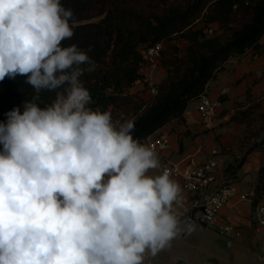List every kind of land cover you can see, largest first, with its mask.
<instances>
[{
	"label": "clouds",
	"instance_id": "1",
	"mask_svg": "<svg viewBox=\"0 0 264 264\" xmlns=\"http://www.w3.org/2000/svg\"><path fill=\"white\" fill-rule=\"evenodd\" d=\"M73 17L61 0H0V81L35 92L0 122V264H145L194 227L179 184L149 175L159 159L134 121L89 107L91 49L62 46Z\"/></svg>",
	"mask_w": 264,
	"mask_h": 264
},
{
	"label": "trees",
	"instance_id": "2",
	"mask_svg": "<svg viewBox=\"0 0 264 264\" xmlns=\"http://www.w3.org/2000/svg\"><path fill=\"white\" fill-rule=\"evenodd\" d=\"M129 1L61 0L66 9L73 10L75 21L74 36L62 41V46L91 49L88 55L97 66L95 71L85 70L81 80L90 91V108L107 111L109 105L123 99L127 88L144 79L140 72L145 62L142 45L156 48L176 36L188 41L184 56L174 63L175 69L156 85L150 101L135 109L132 135L141 144L173 120H183L189 104L199 98L231 57L248 50L260 52L264 0H187L180 5H166L161 0L152 2L151 13L135 9ZM213 24H218V29H213ZM81 67L87 69L88 65ZM25 80L17 76L0 81V122L6 121L5 114L14 107L23 111V103L35 95ZM40 97L38 103L44 107L55 93L42 91ZM263 174L264 168L260 171ZM262 189L256 187L254 203L259 202Z\"/></svg>",
	"mask_w": 264,
	"mask_h": 264
},
{
	"label": "crops",
	"instance_id": "3",
	"mask_svg": "<svg viewBox=\"0 0 264 264\" xmlns=\"http://www.w3.org/2000/svg\"><path fill=\"white\" fill-rule=\"evenodd\" d=\"M212 28L217 29L218 24H213ZM166 76L155 82H149V86L156 87ZM142 81L147 82L148 79L139 80V83ZM207 87L210 98L222 102L215 117L212 121L204 122L197 110L198 101L196 99L187 107L183 120H173L155 132L153 135L164 134L168 136L172 149L156 153L160 167L150 170L149 175L162 174L161 165L167 160L181 161V165L185 167L190 161L193 165L199 164L209 159L213 151H218L216 158L219 161L220 178L229 179L231 177L230 179L239 183L241 192L254 194L260 171L264 167V139L257 140L261 145L252 150L248 149V143H242L247 125L245 122H236L234 119L240 111H247L246 114L254 111L252 116H264V45H261L258 53H255L254 50H248L244 54L231 57L224 64L223 70L208 83ZM148 95H146V99L149 102L153 95ZM146 103L140 106L144 107ZM135 112L136 110L130 116L119 112L114 113L112 119L114 122L124 123L127 120H133ZM141 144L145 145V142L143 141ZM247 151L249 152L247 153ZM242 156L244 159L241 160ZM241 162L242 164L237 167ZM232 165L236 166L234 175L229 174V167ZM259 201L264 203V197ZM250 213L253 214L251 204L237 200H233L223 209V214L240 228L241 233L245 227L249 228L248 215ZM257 234L258 240L256 241L260 242L264 248V235ZM240 237L224 238L217 232L213 240L215 251L224 255L236 256L243 247L239 241H235ZM238 246H240L239 249H237ZM194 248L197 252L209 255L199 247ZM174 253L175 251L170 252L165 248L160 252L158 260L154 257V264L168 263L169 258ZM163 258L166 260L162 261ZM178 260H175L176 264H178ZM201 264L217 263L211 258H203Z\"/></svg>",
	"mask_w": 264,
	"mask_h": 264
},
{
	"label": "rangeland",
	"instance_id": "4",
	"mask_svg": "<svg viewBox=\"0 0 264 264\" xmlns=\"http://www.w3.org/2000/svg\"><path fill=\"white\" fill-rule=\"evenodd\" d=\"M161 0H130L129 3L132 7L138 10H143L146 13H151L152 2H160ZM166 5H180L184 4L187 0H164ZM202 26V24H201ZM218 29V28H217ZM216 30V29H215ZM218 34L221 33L217 30ZM211 32V31H210ZM189 43L180 36H176L171 40L165 41L158 45L152 54L148 53L146 45H142L140 50L142 51L145 62L142 64L141 72L144 75V79H148L147 82L137 81L133 86L127 88L122 94V98L118 103L108 106L107 111H110L112 116L114 113L124 114L130 116L134 114L137 106L145 104L147 101L146 95L150 96L149 82H155L160 80L163 76L168 75V72L175 69V61L181 59L184 56L185 51ZM107 61H110L109 59ZM101 67V66H100ZM98 67L97 69H99ZM88 72V71H87ZM84 82V80H82ZM153 95V94H152ZM90 107V105H89ZM93 109V108H92ZM94 110V109H93ZM247 111H240L237 117L234 119L236 122H245L247 130L243 139L244 144L248 143V149H254L256 146L261 145L257 140L264 139V116L255 117ZM254 140V142H252ZM247 149V150H248ZM249 151H247L248 153ZM244 157H241V160ZM229 167V174L234 175V169L236 166ZM264 168V167H263ZM229 175V177H230ZM261 176V175H260ZM258 179L257 186L264 188V174ZM263 178V180H261ZM261 180V182H260ZM264 190L262 189L259 195V200L263 199ZM198 212L194 214V220L192 222L193 230L191 232L182 231L175 239L170 243V246L166 249L170 252H174L171 258H169L166 264H176L175 260H184L186 264H201L203 258L212 259L217 264H264V248L261 246L258 240V234L253 224V214H249L248 218L250 224L249 228L242 229L241 237L235 239L239 241L243 246L236 254L231 256L229 254L224 255L215 251L213 240L215 238L216 229L214 227L206 228L204 225L198 223L196 218ZM222 237V236H221ZM194 247H199L201 250L208 254L197 252ZM240 246L237 247L239 249ZM185 251V253H184ZM161 252V251H160ZM160 252L155 256L156 260L159 259ZM163 258L162 261H165Z\"/></svg>",
	"mask_w": 264,
	"mask_h": 264
},
{
	"label": "built area",
	"instance_id": "5",
	"mask_svg": "<svg viewBox=\"0 0 264 264\" xmlns=\"http://www.w3.org/2000/svg\"><path fill=\"white\" fill-rule=\"evenodd\" d=\"M260 46L264 45V34L260 40ZM155 48L148 49L152 54ZM157 92L156 87H151V93ZM197 110L204 122L212 121L216 111L222 102L213 100L206 86L204 92L197 98ZM145 145L161 153L172 149L168 136L164 134L151 135L144 140ZM218 151H213L211 157L199 164H189L185 167L181 161L167 160L161 165V173L167 171L170 178L179 184L181 188L182 207L177 209L181 221L186 222L188 213H192L191 223L195 212H198L196 221L206 228L214 227L218 234L224 238H237L241 236V230L227 216L223 209L233 200L248 202L253 210V224L257 233L264 235V203H254V194L240 191L239 183L234 179L220 178L219 161L216 156ZM181 234V233H180ZM145 264H154V257L148 256Z\"/></svg>",
	"mask_w": 264,
	"mask_h": 264
},
{
	"label": "water",
	"instance_id": "6",
	"mask_svg": "<svg viewBox=\"0 0 264 264\" xmlns=\"http://www.w3.org/2000/svg\"><path fill=\"white\" fill-rule=\"evenodd\" d=\"M191 217H192V213L189 212L188 217L186 218L187 223H191ZM178 264H186V263L183 260H178Z\"/></svg>",
	"mask_w": 264,
	"mask_h": 264
}]
</instances>
